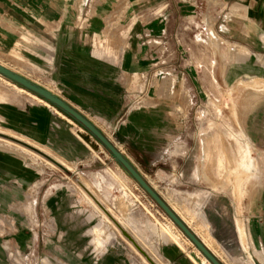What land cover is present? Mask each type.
<instances>
[{
  "label": "rangeland",
  "instance_id": "374dc122",
  "mask_svg": "<svg viewBox=\"0 0 264 264\" xmlns=\"http://www.w3.org/2000/svg\"><path fill=\"white\" fill-rule=\"evenodd\" d=\"M196 42L201 60L196 78H177L169 66L152 80L149 99L164 110L194 105L193 112H183L189 120L183 140L191 144L194 138L195 157L182 159L187 144L167 145L161 125L166 112L144 136V94H123L120 112L80 109L55 77L50 44L0 18V63L33 83L50 85L93 123L165 201L176 203L222 264H264V85L228 82L226 48L207 32L199 31ZM118 49L120 56L127 50ZM192 88L194 95L188 93ZM145 138L154 140L152 154L165 155L171 146L173 157H149ZM227 147L238 157L217 160L226 167L218 176L214 155ZM244 184L247 196L238 189ZM123 232L154 264H203L201 252L88 130L0 75V264H151Z\"/></svg>",
  "mask_w": 264,
  "mask_h": 264
},
{
  "label": "crops",
  "instance_id": "0c3cea01",
  "mask_svg": "<svg viewBox=\"0 0 264 264\" xmlns=\"http://www.w3.org/2000/svg\"><path fill=\"white\" fill-rule=\"evenodd\" d=\"M0 18H9L50 44L55 77L80 109L120 112L125 107L123 94H144V136L148 126L151 133L158 125L157 117L162 120L166 112V123L161 125L167 128V145L173 140L176 145L187 144L182 159L195 157L194 138L191 144L183 140V128L189 125L183 112H193L194 105L176 104L165 110L153 105L152 80L171 70L169 66L177 78H196L200 67L195 64L201 61L196 42L199 31L226 48L228 82L253 80L264 85V0H0ZM118 26L126 28L125 38L115 31ZM120 46L127 48L121 56ZM37 85L56 95L50 85ZM188 93L196 92L192 88ZM144 142H150L149 157H173L174 147L168 146L165 155L158 156L152 154L156 152L154 140L145 138ZM227 148L214 155L218 176L226 167L217 160L238 157ZM238 189L247 196L246 184ZM166 201L179 215L176 203ZM17 240L19 245L24 243ZM22 244L19 248L25 251Z\"/></svg>",
  "mask_w": 264,
  "mask_h": 264
},
{
  "label": "water",
  "instance_id": "95a60500",
  "mask_svg": "<svg viewBox=\"0 0 264 264\" xmlns=\"http://www.w3.org/2000/svg\"><path fill=\"white\" fill-rule=\"evenodd\" d=\"M0 74L14 83L24 87L25 89L37 94L49 103L55 105L80 125H82L86 130H88L117 160L122 167L128 172V174L135 180V182L151 197V199L157 204V206L168 216L169 219L180 229V231L193 243V245L201 252V254L211 263V264H222V262L217 258V256L205 245V243L197 236V234L184 222V220L174 211V209L159 195V193L151 186V184L139 173V171L129 162V160L115 147V145L86 117H84L77 110L72 108L63 99L52 94L41 86L31 82L25 77L13 72L12 70L6 68L0 64ZM14 142L16 140L9 136H3ZM22 144V143H20ZM24 145V144H23ZM25 147L37 152L41 156L51 160L49 157L38 152L30 146L24 145ZM52 161V160H51ZM54 162V161H52ZM56 165L57 163L54 162ZM59 168L68 173L67 169ZM140 250V249H139ZM143 255L144 253L140 251ZM145 256V255H144Z\"/></svg>",
  "mask_w": 264,
  "mask_h": 264
},
{
  "label": "bare ground",
  "instance_id": "6f19581e",
  "mask_svg": "<svg viewBox=\"0 0 264 264\" xmlns=\"http://www.w3.org/2000/svg\"><path fill=\"white\" fill-rule=\"evenodd\" d=\"M1 65H3L2 63H0ZM3 66H5V65H3ZM6 68H8L7 66H5ZM8 69H10V70H12L11 68H8ZM13 72H15L14 70H12ZM15 73H17V72H15ZM17 74H19L20 75V73H17ZM1 75V74H0ZM22 76V75H21ZM261 77V76H260ZM6 78V77H5ZM8 79V78H7ZM27 79V78H26ZM31 82H33V81H31ZM24 88V87H23ZM48 91V90H47ZM35 94V93H34ZM54 94V93H53ZM37 95V94H36ZM38 96V95H37ZM40 97V96H39ZM40 98H42V97H40ZM48 102V101H47ZM24 144V143H23ZM26 144H29L28 142H26ZM31 146H33L32 144H30ZM28 146V145H27ZM35 147V146H34ZM34 149V148H33ZM37 149V148H36ZM35 149V150H36ZM222 164V163H221ZM59 167V166H58ZM62 167V166H61ZM62 168H64V167H62ZM64 169H66V168H64ZM173 204V203H172ZM174 206H175V204H174ZM180 215V214H179ZM185 219V218H184ZM173 222V221H172ZM185 222V221H184ZM188 226H189V223H187V222H185ZM174 224V223H173ZM123 235L130 241V242H132L137 248H138V250L140 249L138 246H137V244L133 241V239H131L130 237H128L124 232H123ZM205 245L208 247V244L207 243H205ZM198 250V249H197ZM139 251H141V249L139 250ZM199 251V250H198ZM144 253V252H143ZM144 255H145V257H147V255L144 253ZM147 259L151 262V264H154V262H152V260L150 259V258H148L147 257ZM202 261V263L203 264H211L205 257L201 260Z\"/></svg>",
  "mask_w": 264,
  "mask_h": 264
}]
</instances>
